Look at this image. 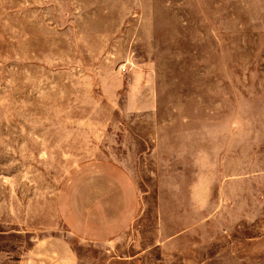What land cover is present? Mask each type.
I'll list each match as a JSON object with an SVG mask.
<instances>
[{
	"label": "rangeland",
	"instance_id": "obj_1",
	"mask_svg": "<svg viewBox=\"0 0 264 264\" xmlns=\"http://www.w3.org/2000/svg\"><path fill=\"white\" fill-rule=\"evenodd\" d=\"M129 200L117 233H71ZM55 239L264 264V0H0V264Z\"/></svg>",
	"mask_w": 264,
	"mask_h": 264
},
{
	"label": "crops",
	"instance_id": "obj_2",
	"mask_svg": "<svg viewBox=\"0 0 264 264\" xmlns=\"http://www.w3.org/2000/svg\"><path fill=\"white\" fill-rule=\"evenodd\" d=\"M97 188L98 190L102 188L103 191L107 189L104 186L97 185L96 189L92 187L89 192L97 191ZM112 189H109V191H112ZM119 189L122 190V186ZM102 206L94 204L90 212L78 216L73 212L76 217L72 223L71 233L77 238L88 241L108 238L110 235L117 233L118 226L123 227L125 225L135 210L130 200L127 201L125 206L122 205V209L112 208L111 206L109 209H104ZM113 212L114 215H112ZM27 259L29 264H76L77 260L70 245L56 239L47 241V243L36 244L31 248Z\"/></svg>",
	"mask_w": 264,
	"mask_h": 264
}]
</instances>
